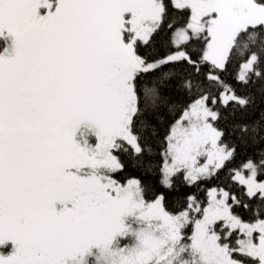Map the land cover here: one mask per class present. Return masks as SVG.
<instances>
[{
  "label": "snow or ice",
  "instance_id": "6c2138e0",
  "mask_svg": "<svg viewBox=\"0 0 264 264\" xmlns=\"http://www.w3.org/2000/svg\"><path fill=\"white\" fill-rule=\"evenodd\" d=\"M0 264H264V0H0Z\"/></svg>",
  "mask_w": 264,
  "mask_h": 264
}]
</instances>
